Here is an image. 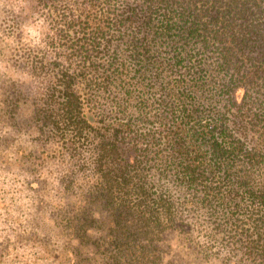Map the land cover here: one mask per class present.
<instances>
[{
    "label": "trees",
    "instance_id": "trees-1",
    "mask_svg": "<svg viewBox=\"0 0 264 264\" xmlns=\"http://www.w3.org/2000/svg\"><path fill=\"white\" fill-rule=\"evenodd\" d=\"M56 2L34 7L55 57L14 58L41 91L14 82L4 101L63 164L61 264H80L72 240L105 264H171L175 235L185 264H264V0Z\"/></svg>",
    "mask_w": 264,
    "mask_h": 264
},
{
    "label": "rangeland",
    "instance_id": "rangeland-1",
    "mask_svg": "<svg viewBox=\"0 0 264 264\" xmlns=\"http://www.w3.org/2000/svg\"><path fill=\"white\" fill-rule=\"evenodd\" d=\"M88 0H57L59 8L77 9ZM37 0H0V264H61L58 255L67 237L58 226L54 212L66 203L63 191L61 159L38 150L43 144L39 130L26 109L13 116L8 112L5 92L21 81L29 96L41 91V79L26 65L14 58L20 46L29 45L53 59L52 39L56 32L49 24V15L34 9ZM19 23L13 26L12 19ZM33 151L25 160L19 150ZM29 165V167H25ZM38 183L32 185V181ZM90 234L98 237L96 229ZM80 249V264H105V258L94 242L89 245L72 240ZM170 244L166 261L185 264L189 256L177 235ZM82 244V245H81ZM214 264H219L213 260Z\"/></svg>",
    "mask_w": 264,
    "mask_h": 264
}]
</instances>
